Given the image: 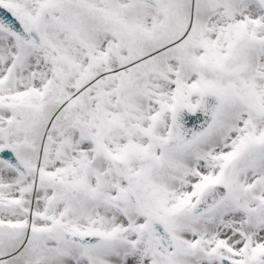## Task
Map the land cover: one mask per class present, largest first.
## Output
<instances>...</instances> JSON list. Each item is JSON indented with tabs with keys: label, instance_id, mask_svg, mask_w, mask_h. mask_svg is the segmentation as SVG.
I'll use <instances>...</instances> for the list:
<instances>
[{
	"label": "snow or ice",
	"instance_id": "6c2138e0",
	"mask_svg": "<svg viewBox=\"0 0 264 264\" xmlns=\"http://www.w3.org/2000/svg\"><path fill=\"white\" fill-rule=\"evenodd\" d=\"M0 264H264V0H0Z\"/></svg>",
	"mask_w": 264,
	"mask_h": 264
}]
</instances>
